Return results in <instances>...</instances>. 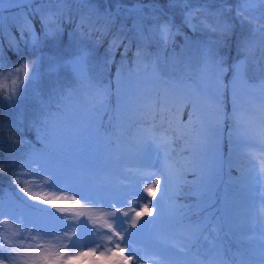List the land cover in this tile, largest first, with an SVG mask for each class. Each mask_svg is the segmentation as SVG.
I'll return each mask as SVG.
<instances>
[{
  "label": "snow or ice",
  "instance_id": "1",
  "mask_svg": "<svg viewBox=\"0 0 264 264\" xmlns=\"http://www.w3.org/2000/svg\"><path fill=\"white\" fill-rule=\"evenodd\" d=\"M75 5L79 9L75 33L80 37L95 38L97 43L108 38L103 65L105 69L116 66L117 73L116 103L111 105L109 115L112 131L101 132L103 115L108 113L113 95L111 86L88 75L91 50L79 49L66 63L76 73L78 81L89 89L91 100L83 110L48 114L41 121L47 130L42 147L28 151L20 165L28 171L18 172L12 180L21 195H0V223L7 226L11 222L16 229L0 232V264H78L85 257L93 258L90 264H143L152 257L158 258L159 264H190L191 249L201 241L209 246V259L204 264H228L226 260L217 259L220 253L215 238L210 239L205 234L202 221L193 219L196 213L189 215L192 205L174 204L166 210L163 201H175L184 196L186 186L198 193L211 191L216 175L225 166L240 169V179L245 178L246 172L241 168L243 154L239 148L252 138L238 134L241 126V91L245 87H254L249 84L248 71L251 64L259 63L257 53L260 59H264V0H236L234 9L217 8L208 3L193 7L190 0H168L169 8L182 10L183 26L192 31L204 29L219 32L222 36L232 33L233 25L222 19L225 10H234L241 25L251 26L249 34L241 36L238 41V59L227 67L224 57L219 56L213 48L204 47L201 75L192 83L188 82V77L165 72L159 54L151 57L145 52L146 40L155 39L166 49L181 34V29L173 20L160 19L157 5L138 4L123 9L124 14L134 20L132 28L126 30L121 23L115 32L112 29L121 15L120 6L115 10L101 11L89 0H75ZM9 9L18 10L13 17V27L19 39L10 29H5L3 11ZM72 9V0H3L0 6V74L7 69L6 76L11 78L13 87L5 90L0 100L10 105L17 103L37 75L36 59L20 58L18 63L13 64L8 53L19 57L22 44L25 48H38L43 42L60 37L64 25L74 20ZM197 17L200 19L194 23ZM149 20L156 22L146 27L145 21ZM126 31H132L133 37H128ZM133 39L137 41L136 52L132 66H129L128 52ZM168 62L179 63V54L173 53L163 63ZM149 67V76H141V72ZM229 71L232 79L229 85H225L224 77ZM261 71L264 72V68ZM261 86L264 87V78ZM229 87L231 113L226 112L223 100ZM260 104L261 123L264 125V95L260 97ZM205 106L212 110V120L206 117ZM185 110H188L187 120H182ZM229 120L231 128L226 129L224 125ZM137 122H149L151 128L159 127L169 134L167 139H163L138 126L133 138L137 156H142L149 149L163 153L161 168L147 174L129 168L117 182L99 178L98 165L81 152L78 145L94 136L107 138L109 143L119 147L125 130ZM226 130L228 143L232 145L230 156H225L221 150ZM181 140L184 142L182 150L187 151L188 156L179 167L170 165L167 161L171 146L173 142ZM13 143L19 144L20 141ZM188 175L193 179L188 180ZM21 176L45 177L43 187L55 188L61 194L21 187ZM152 177L155 178L141 190L140 185ZM260 183L264 190V175ZM65 189L75 194L69 197L63 194ZM192 195L195 199V194ZM132 196L136 199L131 201L134 207L130 211L117 207L118 204L127 205ZM69 200L76 204L84 201L111 209L100 212L105 217L103 228L110 247L95 239L97 229L88 227L89 221L95 225L96 219L89 216L81 220L80 217L85 216L83 212L76 213V219H72L73 213L63 206ZM140 200L147 202L140 204ZM204 210L202 208L201 212ZM165 220L181 225L186 234L183 246L158 235L157 226ZM133 237H142V243L147 241L143 249L133 243ZM25 239L49 242L25 246ZM61 240L67 243L59 248L51 243ZM142 251L151 252L152 257L142 255ZM241 264H264V235L256 254L242 260Z\"/></svg>",
  "mask_w": 264,
  "mask_h": 264
},
{
  "label": "rangeland",
  "instance_id": "2",
  "mask_svg": "<svg viewBox=\"0 0 264 264\" xmlns=\"http://www.w3.org/2000/svg\"><path fill=\"white\" fill-rule=\"evenodd\" d=\"M72 2V16L78 19L79 9L75 5V0H72ZM89 2L97 5L101 11L104 9L115 10L117 6H120L121 15L117 20L116 26L112 29L113 32L119 29L121 23L124 24L126 30L132 28L134 20L132 17L125 15L123 9L131 8L132 6L138 4L157 5L160 8L159 15L161 20L169 19L170 17L177 27L184 29L187 31V33L185 37L182 38V42L178 50L174 49L173 46L166 49L162 48L155 39L146 40L144 42V49L147 51V47H149L150 43H152V49H150V51H152L153 55L159 54L161 57V67L163 70L172 75L186 76L191 74L192 81H188L189 83L196 81L201 75L202 49L204 47H211L218 53L219 56L224 57L226 61L225 66L227 67L238 59V41L241 36H246L249 34L251 27L248 24L241 25L239 20L234 15V10H225L223 13L222 19L233 25V31L226 36H222L219 32H212L204 29L192 31L191 29L184 27L182 10L180 8H169L167 6L168 0H89ZM190 3L193 7L208 3L215 5L217 8L223 6L225 9H234L236 0H190ZM17 11V9H9L3 11V15L5 16V29H10L11 32L16 35L17 39H19V34L17 32L15 33L16 29L13 27V17ZM145 11H148V9H145ZM199 19L200 18L197 17L194 20V23L198 22ZM155 22L156 21L154 20L145 21L146 27L154 24ZM145 34L148 35L147 31ZM126 35L131 38L133 37V32L126 31ZM64 36L66 38H63ZM132 42L137 45L136 40L133 39ZM83 48H89L91 50V58L88 64V75L93 79L103 80L105 84H110L111 90L116 91L117 73L114 74L112 84L107 81L108 75L105 76V68L103 65L105 51L98 50V43L95 41V39L78 36L75 33V28H71L68 24L64 25L60 37L55 40L45 41L38 48H32L30 46L25 48L23 44L21 45L20 56L18 57L19 59L26 57L29 60L36 59L38 61L36 78L28 84L26 90L23 91V94L20 96L17 103L10 105L7 102L1 101L10 108H14L15 105H17V109L25 107L28 108V110L24 112V118L20 120L18 116H16L15 121L18 122L20 126L22 125L21 122L26 121L28 125H30L35 131L39 143L32 144L31 148L40 149L42 147L44 142L43 138L46 136L47 130L41 121L48 114L56 115L58 113L70 111L72 109L83 110L89 103L88 100L90 99L91 95L89 89L87 88L84 94L86 95L85 100L82 99V93L80 95L77 94L78 90L76 89L80 87H77L79 83L77 75L66 63L77 53L79 49ZM173 53L179 54L180 62L175 64L171 62L163 63L164 61H168ZM257 58L259 59V63L251 64L248 71L249 84L254 85V87H245L241 91V126L238 129V134L247 135L252 138L248 143L242 144L239 148V151L243 154L241 159H245L246 165L248 167L247 168L241 165V168L246 172L245 178L243 180L240 179V169H229L227 166H225L216 175L214 186L211 191L198 193L194 192L191 187L186 186L184 189V196L179 197L175 201H169L167 199L163 201L166 210L174 204L184 203L192 205L193 207L189 212V215H191L192 212H195L196 215L193 217V219L202 221L205 227L215 224V228L209 227L210 229L208 228V230L210 231L211 236L220 234V241L224 240L221 238L223 232H229V234L231 232L236 240V245H248L251 244L253 240H256L254 242L256 252L259 244L261 243V241H257V239L261 234L264 235V215H262V211H264V195H262V191L264 190H262L260 183L261 176L264 175V171H262L264 170V137H262L264 125L261 123L262 109L260 104V97L264 95V87L261 86L262 78H264V72L261 71V69L264 68V59H260L259 53H257ZM11 63L13 62L11 61ZM110 68L114 69L113 66ZM110 68L106 70H110ZM190 70L192 73H190ZM143 72L144 71L141 72V76H143ZM145 72L151 73V68H148ZM6 73L7 69H4L3 74H0V85H3V87H0V95H3L5 90H10L13 87L11 84V78H8ZM227 74L228 73H226L224 77V84ZM231 79L232 76L230 73V75L227 77L228 85L230 84ZM75 94L78 96H75ZM72 95L74 96L73 98ZM223 100L225 110L228 111V113H231L232 99L230 87L227 89V92H225ZM59 102H61V104H59ZM61 105L65 106V108L63 109ZM206 107L204 108L205 115L208 120H212L213 112L209 107ZM31 108L34 109L31 110ZM138 126L144 127L143 125L138 124L135 126L134 130H136V127ZM6 131L12 130L7 127V121L5 117L2 116L0 118V142H2V145L4 144L3 150L5 151V159L1 161L2 157H0V178L6 177L8 180L6 181V186L2 185L0 187V195H4L6 197L19 196L21 193L18 192L17 186L12 183V180L18 172H27L28 169L21 168V162L24 161L25 158L23 159V156L21 157L17 150L12 149L17 146V144L13 143V141L18 140V138L14 136L12 132H9L7 135L3 136V133ZM225 132L226 131H224V133ZM78 148L90 160L98 165L99 173L106 171L107 168L110 169L112 163V154L103 147L102 143H99L96 139H94V136L90 137L87 142L78 145ZM256 148L262 150L261 162L255 159V154L258 153ZM221 150L225 156H230L232 154V145L228 143V136L227 146L223 147L222 144ZM155 151V160H157V158L159 160L157 165H155V168L157 167L159 170L164 163V155L160 151ZM167 163L172 165V162L169 160ZM107 164L109 165L107 166ZM118 164L119 170H122L120 169L122 168L120 167L121 161H118ZM117 174V177L114 176L112 178H115L117 181H119L123 178L122 173L120 172ZM154 178L155 177H152L143 182L140 185V189L142 190L144 187L150 184L151 180ZM44 179L45 177L42 176H21L20 186H26L31 191H47L56 195L61 194V192L57 191L55 188L45 189L43 187ZM187 179L192 180L193 177L188 175ZM25 180L28 181L27 184L24 183ZM63 194H66L70 197L75 193L70 189H65ZM192 194H195V199H193ZM144 195L146 196L147 193H144ZM77 198L79 199V197ZM135 199L136 197L132 196L129 198L130 202L127 205L118 204L117 207L121 208L122 211H130L134 207L131 201ZM149 199L151 198L149 197ZM157 199H159V192H157ZM138 202L143 204L147 201L140 200ZM63 206L68 207L71 213H73V220L76 219L75 214L80 212L85 213L84 217H80L81 220L89 216L93 219H96L97 223L93 225L91 221H89L88 227H94L97 229L95 239L98 242L108 247L111 246L107 241L106 232L103 228V220L105 217L100 215L101 211L108 212L111 211V209L103 208L100 205L87 204L84 201H81L80 204H76L71 200L67 201ZM202 208L205 209L203 212H201ZM235 211L238 213H235ZM238 218H241V220H238ZM169 222H171V224L173 223V226H176L173 228V231L175 229L174 235L178 236L176 239L182 240L183 243H185L186 234L181 225L176 221L165 220L161 223V225L157 226V229L164 230V227ZM166 228L169 229V227ZM213 229L216 231L213 232ZM5 230L9 232L16 231L11 222L7 226L0 223V232ZM246 238L252 239L245 241ZM142 239V237H133V243H135L136 246L141 249H143L144 244L147 243V241L142 243ZM235 240L233 239V241ZM249 240H251V242H249ZM48 242V240L41 241L37 239L35 241H31L29 239H25V246L29 244L34 246L38 243ZM51 243L56 244L59 248L63 244H66L67 241H51ZM90 246L95 247V245ZM79 250L82 249H76V251ZM141 254H149V256H152L151 252L142 251ZM92 259L93 258L91 257L82 258L78 264H90ZM143 264L155 263L153 259H146Z\"/></svg>",
  "mask_w": 264,
  "mask_h": 264
},
{
  "label": "trees",
  "instance_id": "3",
  "mask_svg": "<svg viewBox=\"0 0 264 264\" xmlns=\"http://www.w3.org/2000/svg\"><path fill=\"white\" fill-rule=\"evenodd\" d=\"M168 18V17H167ZM78 19L74 18L73 22L71 24H68L71 28H76V21ZM67 25V24H65ZM16 33V31H15ZM66 33V32H65ZM187 31H185L184 29L181 28V34L178 35L175 39V42L173 44H170L167 48H170L173 46L174 49L178 50L180 47V44L182 42V38L185 37ZM63 38H66L65 36ZM2 39V38H0ZM90 39H95V38H90ZM96 41V40H95ZM108 46V38H105L104 41L102 43H98V50L101 51H105L106 48ZM150 49H152V43H150L149 47H147V51H145L146 53L150 54L151 57H155L156 54H152V51H150ZM6 50V48H5ZM136 52V45L132 42V47L128 52V59H127V63L129 64V66H132V60H133V54ZM8 55H10L12 57V62L14 64H16L19 61V58L15 55H13L11 52L8 53ZM118 58L119 56H117V62H118ZM114 69L110 68V70H106L105 69V76L108 75L107 81H109L111 84L113 83V78H114V74L116 73V66H113ZM150 68V67H149ZM143 76L147 77L149 76V72H145L147 71V69L143 70ZM179 71V70H178ZM190 73H192V71L190 70ZM189 73V74H190ZM230 71L228 72L227 76H226V80H225V85H228V80L227 77L230 75ZM185 77H188V81H192L191 78V74L190 75H186ZM80 86L77 91V94L80 95L82 93V99H86V89L87 87L85 85H82L80 82L78 83L77 87ZM113 95L110 98V107H109V111L107 114L103 115V127L101 129V132L104 131H108L111 132L112 129L109 125V115L111 114V105H114L116 103V96L115 93L116 91H112ZM227 92V89L226 91ZM75 93V92H74ZM77 94H75V96H78ZM74 96L72 95V98ZM91 100V95H90V99L88 100L90 102ZM59 104H61V102H59ZM229 104V102H228ZM227 104V105H228ZM62 106V105H61ZM206 107V106H205ZM62 108L64 109L65 106H62ZM207 108V107H206ZM34 108H31V110H33ZM28 110L27 107L25 108H18L17 109V105L14 106V108H10L9 106H7L6 104L2 103V101L0 100V118L3 116L5 117L6 121H7V127L12 130V131H6L5 133H3V136L7 135L9 132H12L14 134V136H16L18 138V140L20 141L19 144H17V146L15 148H12L14 150H17L21 157L23 156V159L26 158L28 151L30 150L32 144L35 143H39V140L36 137V133L33 130V128L28 125V123L26 121L21 122V126L19 125L18 122L15 121V117L18 116V118L21 120L22 118H24V112H26ZM187 112L188 110H185L184 113H182V120H187ZM228 112V111H226ZM141 124L143 125L145 128H147L150 132H154L155 134L160 135L163 139H167V136L169 134L164 133L162 131L161 128L156 127V128H151L150 127V123L149 122H137V124L132 125L131 127H128L124 134L123 137L120 140L119 143V147H117V145L115 143H109L107 138H96L94 137V139H96L99 143H102L103 147L105 149H107V151L109 153H111V157H112V163L110 166V169L107 168L106 171H103L101 173H99L100 177L102 179H106L109 180L111 182H117V180L115 178L112 177H117L116 175H118L117 173H123L126 169H133L136 171H141L144 173H148V172H156L158 171L157 167L155 168V165H157L158 163V158L156 159V151L155 149H149L148 151H146V153H144L142 156H137L136 154V149H135V145L133 142V138H134V128L136 125ZM225 127L227 129L231 128V121H226L225 123ZM227 136H228V131L226 130V132L224 133V143H223V147L227 146ZM3 146L2 142H0V157L1 161L4 160V155H5V151L3 150ZM184 147V142L178 141V142H173L171 148V152L169 155L168 160L172 162V165L174 166H179L184 162V158L188 156L187 151H183ZM3 153V155H2ZM12 153V152H11ZM245 154V152H244ZM255 159L259 162H261L260 157L258 154H255ZM118 161H121L120 164V169L119 170V164ZM242 163L241 165L247 167L245 159H241ZM20 162V161H19ZM100 162V161H99ZM98 162V164H99ZM109 164H107L108 166ZM16 167V166H13ZM248 168V167H247ZM119 171V172H118ZM119 178V176H118ZM230 179V177H229ZM8 180V178L4 177V178H0V187L2 185L6 186L7 183L6 181ZM229 182V180H228ZM235 213H238L237 211H235ZM220 216V215H219ZM237 217V216H236ZM221 219V217H220ZM219 219V220H220ZM238 220H241V218H238ZM173 224V223H172ZM171 224V222H169L164 228V230L162 229H157V233L161 238H167L170 239L172 241H174L176 244L183 246L184 243L182 240H178L176 239L178 236L174 235L175 233V229L173 231V228L176 226H173ZM166 227H169V229H167ZM212 228H215L216 225L212 224L211 226ZM208 226L205 227L207 235H209V238H215V242L216 245L219 249V253L220 255L217 256V259H223L226 260L228 262V264H239L240 261H238V257H240L241 260H244L250 256H253L256 254V249L254 246V242L252 244L251 240H249V242H251V244H243V245H236L235 242V238L233 237V235L229 234V232H223L221 235V238H223L224 240H219V236L220 234H216L211 236L210 231L208 230L209 228ZM210 229V228H209ZM168 230V231H167ZM173 233V234H172ZM170 235V236H168ZM235 241H233V239ZM176 239V240H175ZM252 239V238H251ZM248 240L247 238L245 239V241ZM255 241V240H254ZM257 245V242H256ZM208 245L204 242L201 241V243L192 248L191 252H190V256H189V261L190 264H204V262L209 259L208 256ZM223 251V252H222ZM225 253H227L228 255H226ZM201 257L204 259H201Z\"/></svg>",
  "mask_w": 264,
  "mask_h": 264
},
{
  "label": "water",
  "instance_id": "4",
  "mask_svg": "<svg viewBox=\"0 0 264 264\" xmlns=\"http://www.w3.org/2000/svg\"><path fill=\"white\" fill-rule=\"evenodd\" d=\"M3 0H0V6H2Z\"/></svg>",
  "mask_w": 264,
  "mask_h": 264
}]
</instances>
